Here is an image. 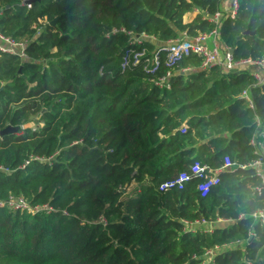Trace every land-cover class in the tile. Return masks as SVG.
<instances>
[{"label": "trees", "instance_id": "16d2710c", "mask_svg": "<svg viewBox=\"0 0 264 264\" xmlns=\"http://www.w3.org/2000/svg\"><path fill=\"white\" fill-rule=\"evenodd\" d=\"M238 3L231 17L221 0H0V32L28 40L25 57L0 52V132L19 127L0 134V200L53 208L0 207V264H201L206 249L236 239H248L245 251L208 264H264V224L251 217L264 184L239 166L258 157L250 139L256 117L264 131V83L241 66L201 68L192 54L158 88L141 65L121 68L129 35L111 33L144 32L156 42L134 47L151 50L217 27L235 60L264 57V0ZM225 156L234 166L205 195L197 177L159 189L194 161L218 168Z\"/></svg>", "mask_w": 264, "mask_h": 264}, {"label": "built area", "instance_id": "2783aa9c", "mask_svg": "<svg viewBox=\"0 0 264 264\" xmlns=\"http://www.w3.org/2000/svg\"><path fill=\"white\" fill-rule=\"evenodd\" d=\"M222 1L223 0H221V2ZM225 1H228L227 11H229L231 17H234L239 6L238 0ZM21 4L30 8L32 1L21 0ZM220 16L221 11H216L212 16L208 17V19L218 24ZM33 27H35V25H33ZM118 31L129 35L128 43L130 45V48L122 55L120 63L121 68L125 70L133 66L141 65L143 71L148 75L149 81L158 88L169 89L171 86L170 79L177 71L179 62L192 54L202 58L200 65L201 68L206 69L210 66L217 65L226 70H233L234 68H239V66H241L250 69L257 84L264 83V57H245L235 60L232 53H230V48L228 46H220L217 38L219 35L217 27L210 32H199L194 36H189L186 32H182L178 38L158 45L156 44L157 46L151 50L146 47L136 48L134 45H142L144 41L156 42L155 37L144 32L141 34H135L133 31H127L124 28H113L111 33H116ZM27 42V39L16 40L12 36L0 32V52L17 54L20 57H25V47ZM186 69H189V67L183 68V70ZM241 97L247 101L250 107H253L252 99L247 90L242 91ZM255 122L257 131L252 135L250 143L254 147V152L258 154V157L249 164H242L239 166L243 169L245 167H253L255 174L261 180V183L264 184V171L262 168L264 167V131L262 130L261 120L258 117L255 118ZM24 127L25 125H20L21 129H24ZM36 128L37 127L34 126L32 129ZM185 129L186 125L184 124L181 130L185 131ZM34 158L38 160L41 159L40 157ZM28 162L29 161L26 160L25 164ZM233 166L234 163L228 156L224 157L223 163L218 168H211L206 163L196 160L190 165L188 171H182L175 178L162 182L159 185V189L167 190L171 187L182 189L187 181L193 177H197L199 179L197 189L201 195H205L213 185L219 182L220 173L230 171ZM122 190L126 193L129 188L128 186H123ZM0 207H8L12 210H26L30 213L40 211L49 212L53 210V208L47 203L31 205L23 196L12 195L6 199L0 200ZM251 217L261 225L264 224V206L253 211ZM100 221L106 223L103 216L100 217ZM184 223L189 229L194 230L198 224H206L208 222L201 219L194 222L184 220ZM249 233L251 238L257 239L254 233L251 231H249ZM247 242L248 239H236L221 245L216 244L205 250L203 256H201V264L212 262L215 255L235 246L239 247L242 251H245V244ZM247 263L251 264L250 261Z\"/></svg>", "mask_w": 264, "mask_h": 264}, {"label": "water", "instance_id": "95a60500", "mask_svg": "<svg viewBox=\"0 0 264 264\" xmlns=\"http://www.w3.org/2000/svg\"><path fill=\"white\" fill-rule=\"evenodd\" d=\"M31 1L33 2L34 0H31ZM55 21H56V18H54L51 21V24H54ZM249 32H250L249 30H246L245 32H243V34H246ZM252 33H254V32H252ZM229 51H230V53L233 52L232 49H230ZM237 70H238V68H234L232 71H237ZM18 128H19L18 126H13V125L9 124L0 132V134L3 135V134L8 133V132L14 133V132L18 131Z\"/></svg>", "mask_w": 264, "mask_h": 264}, {"label": "crops", "instance_id": "0c3cea01", "mask_svg": "<svg viewBox=\"0 0 264 264\" xmlns=\"http://www.w3.org/2000/svg\"><path fill=\"white\" fill-rule=\"evenodd\" d=\"M227 7H228V1H225V0H223L222 2H221V8L223 9V10H225V11H227ZM221 9V10H222ZM222 10V11H223ZM193 17V14H189V15H186L185 16V19L187 20V19H190V18H192ZM218 38V37H217ZM157 45H158V43H156ZM211 224H209V226H210Z\"/></svg>", "mask_w": 264, "mask_h": 264}, {"label": "rangeland", "instance_id": "374dc122", "mask_svg": "<svg viewBox=\"0 0 264 264\" xmlns=\"http://www.w3.org/2000/svg\"><path fill=\"white\" fill-rule=\"evenodd\" d=\"M37 119H38V115L33 116V118H32L33 126H35V127H37V126H38L37 124L40 123V122H36ZM262 168H263V171H264V167H262ZM131 189H132V187L130 186L129 191H130ZM210 226H211V225H210ZM210 226H209V227H210ZM209 227H208V226H204V228L207 229V230H210Z\"/></svg>", "mask_w": 264, "mask_h": 264}]
</instances>
